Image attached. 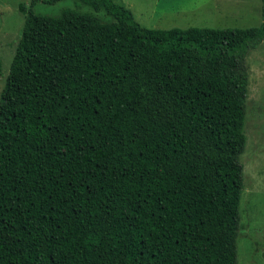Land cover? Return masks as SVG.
<instances>
[{
  "label": "trees",
  "instance_id": "1",
  "mask_svg": "<svg viewBox=\"0 0 264 264\" xmlns=\"http://www.w3.org/2000/svg\"><path fill=\"white\" fill-rule=\"evenodd\" d=\"M35 1L0 91V264H237L264 0L258 26L167 29Z\"/></svg>",
  "mask_w": 264,
  "mask_h": 264
},
{
  "label": "rangeland",
  "instance_id": "2",
  "mask_svg": "<svg viewBox=\"0 0 264 264\" xmlns=\"http://www.w3.org/2000/svg\"><path fill=\"white\" fill-rule=\"evenodd\" d=\"M131 10L135 20L149 28H246L261 22V0H115ZM32 0H0V91L19 40L24 15L20 3ZM66 8L92 13L102 22L114 18L104 10L79 0L46 3L36 0L35 14L59 16ZM249 86L246 99L243 190L239 211L241 228L237 238V264H264V40L246 57Z\"/></svg>",
  "mask_w": 264,
  "mask_h": 264
}]
</instances>
